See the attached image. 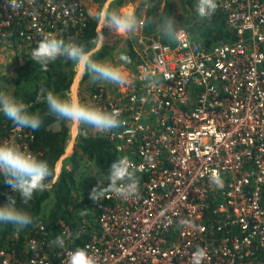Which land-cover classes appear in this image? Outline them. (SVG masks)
<instances>
[{
    "label": "built area",
    "instance_id": "1",
    "mask_svg": "<svg viewBox=\"0 0 264 264\" xmlns=\"http://www.w3.org/2000/svg\"><path fill=\"white\" fill-rule=\"evenodd\" d=\"M216 2L233 38L211 43L187 27L172 38L150 32L146 7L134 9L141 26L127 34L131 62H114L125 66L127 85L100 83L84 94L121 110L123 127L95 135L129 159L138 181L129 199L97 201L82 246L97 264H193L198 248L207 253L201 264H264V0ZM90 19L80 0H25L16 10L0 0V39L15 38L24 58L44 36L74 41ZM34 138L15 125L0 131V141L33 153ZM213 174L223 188L210 183ZM60 225L74 242L72 226ZM45 241L28 237L20 252L0 246V264H68L76 249L53 253Z\"/></svg>",
    "mask_w": 264,
    "mask_h": 264
},
{
    "label": "clouds",
    "instance_id": "2",
    "mask_svg": "<svg viewBox=\"0 0 264 264\" xmlns=\"http://www.w3.org/2000/svg\"><path fill=\"white\" fill-rule=\"evenodd\" d=\"M24 6L25 0H7V7L11 10ZM216 9V0H198L195 11L200 19H210ZM96 19L98 23L120 34L134 33L141 26V21L134 13L123 9L102 11ZM156 23L159 30L169 38L183 30V28L177 30L176 21L172 16L161 17ZM105 41L106 37L102 30L98 31L96 37L91 41L95 46L93 48L75 41H66L55 35H47L32 50L31 57L40 65L42 71H48L50 63L59 57H64L74 62L76 71L81 75H88L92 82H103L123 87L128 83L125 66L115 64L107 58L104 60L94 58ZM120 59L127 63L131 62L126 56H121ZM144 76L150 86L159 84V80L150 70L146 69ZM45 100L48 114L54 115L57 121H66L72 127L85 132L91 129L101 134L110 133L126 124L119 108L108 109L84 102L78 95H74L70 91L61 95L50 90L46 93ZM29 109L30 106L22 99L0 91V113L18 128L39 130L43 123V117L39 112H31ZM56 171L57 169L48 161L40 159L38 154L33 153L26 146H21L14 140L0 141V175H3L5 183L19 194L23 205H28L37 191H45L50 188L51 183L55 182ZM50 178L51 182H46ZM108 181L106 187L99 184L93 188L89 198L97 201L115 195L129 199L138 194L135 170L127 157L118 158L111 164ZM210 183L218 188L224 186L222 178L215 174L210 177ZM0 223L11 224L16 230H23L33 223V217L26 207L18 205L16 196H9L7 202L0 205ZM51 243L63 248L65 238L63 235L57 236ZM206 254L205 249L198 248L193 258V264H201ZM68 264H97V261L86 248H77L71 253Z\"/></svg>",
    "mask_w": 264,
    "mask_h": 264
},
{
    "label": "trees",
    "instance_id": "3",
    "mask_svg": "<svg viewBox=\"0 0 264 264\" xmlns=\"http://www.w3.org/2000/svg\"><path fill=\"white\" fill-rule=\"evenodd\" d=\"M155 5L148 13L147 27L152 31L158 28L156 21L161 17L168 18L173 16L172 4L166 0L165 5L161 7V0H153ZM183 7L187 13L188 22L190 23V30L194 37L201 38L205 43H211L215 40H228L233 38V33L226 27V16L222 9L217 6L215 13L210 19H200L195 11L196 0H181ZM162 8V9H161ZM97 21L91 19L86 28L74 37L77 43L86 44L89 48L95 47L91 41L96 37ZM110 51V48H102L94 57L97 60L104 58ZM75 66L74 62L67 60L64 57H59L56 61L49 64L48 71H42L40 65L32 60L31 55L24 56V61L16 69V75L2 76V80L14 87L13 96L22 99L30 106L31 112H39L43 117V123L39 130L34 131L35 138L32 142V148L40 159L48 161L50 165L56 168L58 160L63 156L68 139L69 127L66 121L60 120L62 129L54 131L50 129V125L57 122L54 115L48 114V106L45 100L48 91H54L63 95L67 92L74 79ZM4 124L6 128L4 129ZM14 124L0 113V131H4ZM81 131L79 141V149L94 161L101 173L108 179L109 169L111 164L120 158L119 153L115 150L111 142L106 138L93 135L84 134ZM76 154L73 155V165L71 169L64 168L58 179L51 183L49 189L45 191H37L33 199L28 205H23L18 193H15L12 188L5 183V178L0 175V205L7 202L9 196H16L18 205L26 207L33 217V223L23 229L10 242V247L16 251H21L23 244L28 236L36 234L37 218L42 212L44 202L52 195L55 198V203L50 210V214L44 220V229L40 231L39 237L45 238V244H49V249L59 252L62 248L54 246L51 242L61 234V220H65L73 228L75 241L69 242L65 240L64 247L82 248L85 241L89 237L88 228H84L80 213H72L68 208L72 203V192L77 187L78 182L76 178L77 162ZM51 182V178L49 181ZM109 182V181H108ZM79 191V190H78ZM80 194V191H79ZM82 196V194H81ZM90 195L83 197L80 202L84 209L92 210L97 215V201L89 198ZM78 199L72 206L77 207ZM84 229L86 231H84ZM16 230L11 224L0 223V244L4 242V238L12 231ZM28 234V236L26 235ZM63 247V248H64ZM56 258V257H54Z\"/></svg>",
    "mask_w": 264,
    "mask_h": 264
},
{
    "label": "rangeland",
    "instance_id": "4",
    "mask_svg": "<svg viewBox=\"0 0 264 264\" xmlns=\"http://www.w3.org/2000/svg\"><path fill=\"white\" fill-rule=\"evenodd\" d=\"M84 3L89 13L91 19L97 21V15L102 11H109V10H120L123 9L125 11H130L134 13V9L137 7L145 6L146 7V27H147V20H148V13L155 5L153 0H80ZM166 0H161V7L163 8L165 5ZM173 7V18L176 21L175 27L178 29L180 27H190V23L188 22L187 13L183 7V3L181 0H168ZM198 0L195 1V5L197 6ZM161 8V9H162ZM90 19V20H91ZM150 32H154L159 35H164L159 28L156 30H151L147 27ZM102 30L106 41L103 44L102 48H110L109 53L100 60L110 59L113 63H126L120 59L121 56L128 57V53L131 49V42L127 39V34H120L114 31H111L104 25L98 23L97 21V29L96 31ZM20 45L16 42L15 38L13 40L9 39H0V91L13 95L14 87L12 85L6 84L1 78L5 75H16V69L20 67L22 62L24 61L23 53L20 52ZM100 48V50L102 49ZM24 50V49H23ZM115 63V64H116ZM103 83V82H92L88 75H81L75 69V75L73 79L72 86L70 87V92L75 95L76 91L79 95V98L84 101V94H90L96 85ZM77 85V87H76ZM73 89V92H72ZM67 125L69 127L68 132V139L66 142V148L63 156L58 160L56 164L57 171L55 172L57 175L61 174L64 168L71 169L73 165L72 157L76 154V162H77V170H76V178L78 182V188L76 187L72 192V197L75 199L69 206V210L72 213H84L83 215L80 213L82 218L81 225H87L88 230L90 231L96 221V213L90 212L91 209H84L82 211V207L80 202H82L83 197L86 195H90L93 188L99 186L101 184L102 187H106L108 179L101 173L100 169L96 166L93 160H91L86 154H84L79 149V141L81 137L82 129H76L72 127L68 122ZM74 131V132H73ZM94 134L95 131L88 129L87 132L84 134ZM77 134V136H75ZM71 145V146H70ZM70 148V150L68 149ZM58 176V177H59ZM58 179V178H57ZM80 194H79V191ZM82 194V196H81ZM78 199L79 204L77 207L72 206L73 203ZM55 203L54 196H50L43 204L42 212L40 216L36 219L37 221H44L48 215L50 214V210ZM65 221V220H64ZM84 222V224H83ZM37 226V223H36ZM23 230H14L10 232L5 238L4 242L0 244V246H9L12 239H14L19 233ZM38 229L36 228V234L28 236L33 237L39 235ZM1 236V235H0Z\"/></svg>",
    "mask_w": 264,
    "mask_h": 264
},
{
    "label": "water",
    "instance_id": "5",
    "mask_svg": "<svg viewBox=\"0 0 264 264\" xmlns=\"http://www.w3.org/2000/svg\"><path fill=\"white\" fill-rule=\"evenodd\" d=\"M50 129H53L54 131L61 130L62 129V124L60 121H57L53 124L50 125Z\"/></svg>",
    "mask_w": 264,
    "mask_h": 264
},
{
    "label": "crops",
    "instance_id": "6",
    "mask_svg": "<svg viewBox=\"0 0 264 264\" xmlns=\"http://www.w3.org/2000/svg\"><path fill=\"white\" fill-rule=\"evenodd\" d=\"M96 32H97V31H96ZM71 86H72V85H71ZM76 87H77V85H76ZM69 90H70V89H69ZM69 90H68V91H69ZM68 91H67V92H68ZM72 92H73V89H72ZM76 94L78 95L77 91H76ZM74 95H75V92H74ZM78 96H79V95H78ZM73 132H74V131H73ZM75 136H77V134H76ZM55 176H56V173H55ZM56 180H57V179H55V181H56Z\"/></svg>",
    "mask_w": 264,
    "mask_h": 264
},
{
    "label": "bare ground",
    "instance_id": "7",
    "mask_svg": "<svg viewBox=\"0 0 264 264\" xmlns=\"http://www.w3.org/2000/svg\"><path fill=\"white\" fill-rule=\"evenodd\" d=\"M71 146V145H70ZM70 150V148H68ZM71 151V150H70Z\"/></svg>",
    "mask_w": 264,
    "mask_h": 264
}]
</instances>
